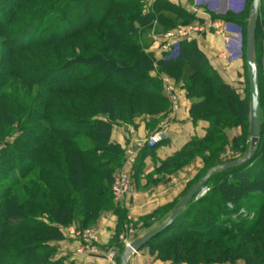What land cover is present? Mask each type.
Segmentation results:
<instances>
[{
	"label": "trees",
	"instance_id": "trees-1",
	"mask_svg": "<svg viewBox=\"0 0 264 264\" xmlns=\"http://www.w3.org/2000/svg\"><path fill=\"white\" fill-rule=\"evenodd\" d=\"M251 1L240 23L245 28ZM163 10L174 12L177 21L165 18ZM263 12L261 0L255 49ZM196 21L162 1L149 7L144 0H0V90L9 81L20 82L27 97L33 87L42 90L31 105L0 94V264H65L56 246L64 240L63 229L92 227L115 207L110 188L125 149L111 139L112 130L142 117L154 130L158 118L168 114L161 73L181 81L192 100L191 123L208 127L203 138H192L164 161L151 154L166 140L141 150L131 180L141 174L147 155L156 175L172 174L199 158L203 168L183 198L209 169L222 164L218 157L228 144L235 152L246 149L249 87L242 99L195 40L181 43L177 57L169 60L149 51L151 31ZM186 70L192 74L182 78ZM244 126L245 133L229 142L228 133ZM204 186L208 191L191 199L144 247L170 264H264V141L248 162L213 173ZM115 211L122 230L125 215ZM164 219L158 210L134 228L150 230ZM123 252L120 246L118 264Z\"/></svg>",
	"mask_w": 264,
	"mask_h": 264
},
{
	"label": "crops",
	"instance_id": "crops-1",
	"mask_svg": "<svg viewBox=\"0 0 264 264\" xmlns=\"http://www.w3.org/2000/svg\"><path fill=\"white\" fill-rule=\"evenodd\" d=\"M146 6H152L157 1H162L173 7L181 8L189 14L195 15L200 22H208L207 14L216 16L221 21L227 24L229 34L235 39L239 37L240 23L244 18L246 4L248 0H144ZM197 10V13L195 14ZM167 19L176 20L174 12L162 11ZM230 18L235 19L231 20ZM181 26V25H179ZM178 27V26H177ZM155 28V27H154ZM169 31V30H168ZM166 31V32H168ZM166 32H153V36L157 37L153 42L151 51L156 59H160L161 54L158 46L163 42L161 35ZM199 50L205 55L209 64L218 73L221 79L232 87L238 90L240 81L238 72L242 68V62L232 58L227 62L226 55L223 54V44L221 39L209 32L203 33L195 39ZM226 58V59H225ZM236 61H235V60ZM154 75V74H153ZM192 100L184 97L180 102V109L173 115L168 109V114L163 118H158V123L164 125L167 131V139L160 146L156 147L152 154L158 162L164 161L186 145L192 138H203L208 124L205 122H197L193 125L189 118V109ZM147 118H138L133 124L114 127L111 134V139L115 141L121 148L126 149L134 138H145L149 135L150 129L147 127ZM236 132L232 130L231 135ZM138 153L137 157L139 156ZM137 159V158H136ZM195 167L188 170L184 167L172 174L156 175L154 174L155 163L150 155H147L143 160V169L141 174L133 177L131 188L123 200L113 203L115 206L112 210H106L96 221L94 228L99 235V244L96 245L95 252L81 253L78 252V242L69 235V231L74 230L73 226H68L63 229L64 240L56 243L58 247L59 257L65 258V264H118V249L124 246L120 238L124 235V227L122 230L118 227L119 219L115 209L122 211L126 220H129L132 235L128 237L132 243L136 239L142 237L150 230L139 229L134 232L133 226L140 219L154 214L158 210H162L164 221L169 217L171 212L178 206L183 199L182 195L185 192L188 184L192 182L195 176L203 168L202 161L199 158L193 160ZM163 221V222H164ZM162 222V223H163ZM161 223V224H162ZM160 224L155 223L153 229ZM112 249L115 253V258L111 261L106 256V248ZM127 264H170L157 260L154 255L149 252L147 247H143L137 252L129 256ZM242 264V263H237Z\"/></svg>",
	"mask_w": 264,
	"mask_h": 264
},
{
	"label": "built area",
	"instance_id": "built-area-1",
	"mask_svg": "<svg viewBox=\"0 0 264 264\" xmlns=\"http://www.w3.org/2000/svg\"><path fill=\"white\" fill-rule=\"evenodd\" d=\"M197 13V10L195 14ZM208 22H192L190 24L179 27L175 30H170L161 35L163 42L158 46L161 57L160 59L169 60L177 57L180 44L183 42H190L201 36L205 32L217 35L223 44L224 53L232 54L231 50L233 45H236L237 38H233L228 31L227 24L218 18H212L207 14ZM157 39V38H156ZM227 54V55H228ZM162 94L169 99L170 112L173 115L180 109V102L184 97L183 93L179 90L176 91V85L173 84L165 76L161 79ZM167 131L163 124L154 133L145 138H134L132 144L125 149L124 160L122 168L115 173L113 182L110 188L112 199L119 202L124 199L131 188L130 171L135 163L138 153L144 148H154L167 139ZM208 191L204 189L202 196ZM201 196V197H202ZM69 235L78 242V252L92 253L96 250V245L99 244V235L94 228H87L84 230H71ZM132 235L131 227L124 226V235L120 238L124 250L130 247L131 242L128 237ZM106 258L113 260L115 253L110 248L106 251Z\"/></svg>",
	"mask_w": 264,
	"mask_h": 264
},
{
	"label": "water",
	"instance_id": "water-1",
	"mask_svg": "<svg viewBox=\"0 0 264 264\" xmlns=\"http://www.w3.org/2000/svg\"><path fill=\"white\" fill-rule=\"evenodd\" d=\"M260 2L261 0L251 1L245 36V66L247 69L249 87V149L247 155L240 160L231 161L229 163L218 165L209 169L205 176L189 189L178 206L171 212L169 217L162 224L133 241L130 244V247L124 250L120 259L121 264H127V260L130 255L143 248L149 241L170 227L176 221L178 216L182 213L183 209L191 199L196 200L200 198L202 196L203 190L205 189L204 184L213 173L218 171H227L230 168L240 166L250 160L253 150L259 143L262 134L260 90L258 68L256 65L255 56V34L259 17Z\"/></svg>",
	"mask_w": 264,
	"mask_h": 264
},
{
	"label": "rangeland",
	"instance_id": "rangeland-1",
	"mask_svg": "<svg viewBox=\"0 0 264 264\" xmlns=\"http://www.w3.org/2000/svg\"><path fill=\"white\" fill-rule=\"evenodd\" d=\"M248 3L246 4V9L248 7ZM249 7H250V5H249ZM245 12H246V10H245ZM245 12H244V14H245ZM248 14H249V11H248ZM262 15L264 16V12L262 13ZM247 22H248V18H247ZM182 26H184V25H182ZM182 26H179V27H182ZM260 26H261V34H259V36L257 38V42H256L257 43V49H255V56L257 58V67L259 69L260 93H261V103H262V106H261L262 134H261V139L260 140L264 141V23L263 24L261 23ZM179 27H175V28H173L171 30H175V29H177ZM239 28H240V30H239L240 31L239 37L236 40V45H233V47H232V50H231L232 51L231 52L232 54H230V55L228 53L225 54L224 53V49H223V54L226 55L225 57H228L227 58V62H230V60L232 58H235L236 60H240L242 62V68L240 69V72H238V75H239V78H240V81L238 83V86L239 87H238V90H235V91L238 93V95L242 99H246L248 97L247 71H246V68H245V65H244V60H245V36H246V28L243 25H240ZM153 31H151L150 35L147 36V38H146V42L147 43L150 42V44H152L153 42L156 41L155 39L157 37H154L152 35L153 34ZM1 42H2V39H0V43ZM149 51H151V49H149ZM191 74H192L191 71L186 70L185 73L182 75L183 76L182 78H187ZM158 76H159V79H160L161 88H162L161 79H162L163 76H165L170 81H172L174 85H176V89H175L176 91L179 92V90H180L183 93V95H185V92L180 88L181 81H177L174 78H172L169 75H166L164 73H161ZM41 92H42V90H40L39 88L33 87L32 90H31L30 95L27 97V96H25V90L22 87V84L20 82H18V81L17 82L9 81L7 83V85H5L2 90H0V94L1 93H7V94L15 95V96L19 97V101L20 102H22V103H29L30 105L34 103V101L36 100V98L39 97V95L41 94ZM161 94H162V89H161ZM163 97L167 100L168 109H170L169 99L165 95H163ZM160 126H161V123H158V121H157L155 123V125H154V128L155 129L154 130H151L150 133H149V135L152 134V133H154L157 129H159ZM245 128L246 127L244 126V131H243L242 127L241 128H236V132H234L232 135H231V133H228V141L231 142L233 136H238L239 134L240 135L241 134H244L245 131H246ZM230 132H232V130ZM230 147L231 146H229V144H228L225 147V150L222 151L221 154L219 155L218 161L220 163H222L221 165L226 164V163H229L231 161L240 160V159L244 158L247 155L248 149H249V136H248V140H247V143H246V146H245L246 149L243 150L242 153L235 152L234 150L230 149ZM192 162H193V160L187 166L189 171L191 170L192 167H195V163H192ZM205 189H208V188L205 187ZM16 192L19 193V194L21 193V186H18L16 188ZM112 201L114 203V200L113 199H112ZM129 224H130L129 220H126L125 223H124V225H123V227L125 225L128 226ZM133 230H134V232L137 231V229H135L134 226H133ZM238 263H242V262H238ZM242 264H244V263H242Z\"/></svg>",
	"mask_w": 264,
	"mask_h": 264
}]
</instances>
